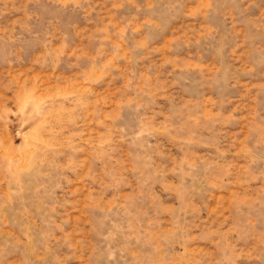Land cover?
<instances>
[{
  "label": "rangeland",
  "instance_id": "374dc122",
  "mask_svg": "<svg viewBox=\"0 0 264 264\" xmlns=\"http://www.w3.org/2000/svg\"><path fill=\"white\" fill-rule=\"evenodd\" d=\"M0 264H264V0H0Z\"/></svg>",
  "mask_w": 264,
  "mask_h": 264
}]
</instances>
